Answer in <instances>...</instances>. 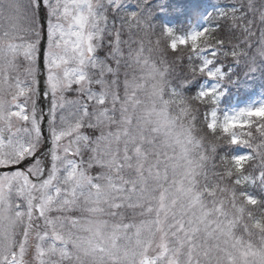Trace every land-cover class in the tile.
I'll use <instances>...</instances> for the list:
<instances>
[{
    "label": "snow or ice",
    "instance_id": "obj_1",
    "mask_svg": "<svg viewBox=\"0 0 264 264\" xmlns=\"http://www.w3.org/2000/svg\"><path fill=\"white\" fill-rule=\"evenodd\" d=\"M163 11L0 0V264H264V104L218 112L264 0Z\"/></svg>",
    "mask_w": 264,
    "mask_h": 264
},
{
    "label": "trees",
    "instance_id": "obj_2",
    "mask_svg": "<svg viewBox=\"0 0 264 264\" xmlns=\"http://www.w3.org/2000/svg\"><path fill=\"white\" fill-rule=\"evenodd\" d=\"M162 1L163 0H152L153 6L159 5L164 8L163 12H157L153 17L155 24L163 25L164 20L168 17L179 18L181 12H184L186 9L196 8L200 10L203 9L205 5L213 4L215 0H183L178 3L175 0H164V2ZM129 10L133 11V9L130 8ZM153 39H155V37H153ZM231 78L234 82L224 85V88L228 91L229 94L238 93L239 95H242L248 92L252 94L257 90H264V67L262 62L258 66L252 68H245L243 66L233 67ZM197 90L198 89L193 87L189 91V94H192ZM210 109L211 107L209 106V111Z\"/></svg>",
    "mask_w": 264,
    "mask_h": 264
},
{
    "label": "rangeland",
    "instance_id": "obj_3",
    "mask_svg": "<svg viewBox=\"0 0 264 264\" xmlns=\"http://www.w3.org/2000/svg\"><path fill=\"white\" fill-rule=\"evenodd\" d=\"M221 6L215 8L216 12L222 10ZM128 7H133L134 10H136L134 4H129ZM210 13L211 11L206 8V11H204L202 15L200 14L198 18H195L194 21L188 18L187 20H185V22L182 20L183 22L180 21V24L176 25L171 19H169L165 21L164 25L172 28L177 33L187 34L189 31L199 30L206 27V20ZM104 51L106 50H102L100 55H103ZM215 83L216 82H204L203 87H214ZM228 97L229 96H227V91L224 90V95L222 96L218 106V112L222 115L234 114L238 111L244 110L245 108L256 107L260 104H264V96H256L246 101H239L236 98Z\"/></svg>",
    "mask_w": 264,
    "mask_h": 264
},
{
    "label": "water",
    "instance_id": "obj_4",
    "mask_svg": "<svg viewBox=\"0 0 264 264\" xmlns=\"http://www.w3.org/2000/svg\"><path fill=\"white\" fill-rule=\"evenodd\" d=\"M44 70H41V74L43 73ZM44 107H45V110L47 109V100H45L44 102ZM45 132H46V128H45Z\"/></svg>",
    "mask_w": 264,
    "mask_h": 264
}]
</instances>
